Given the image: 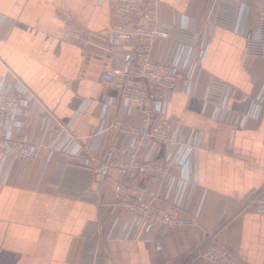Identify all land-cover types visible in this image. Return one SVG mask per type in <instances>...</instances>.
<instances>
[{
  "label": "crops",
  "instance_id": "obj_1",
  "mask_svg": "<svg viewBox=\"0 0 264 264\" xmlns=\"http://www.w3.org/2000/svg\"><path fill=\"white\" fill-rule=\"evenodd\" d=\"M239 1L247 12L243 33L216 25L196 94L175 93L166 106L186 130L202 133L196 155L197 183L206 190L200 226L157 225L149 233L135 231L129 240L104 239L115 221L129 217L111 206L123 173L110 169L101 182L64 153L49 158L43 146L33 161L14 163L0 182V264H89L84 252L97 238L101 247L95 264H204L191 260V251L205 231L222 227L221 238L244 263L264 264V214L243 208L250 193L264 188V108L240 126L213 120L214 105L204 101L214 78L237 89L230 110L246 114L264 84V58L245 51L259 0ZM210 2L162 0L164 20L171 23L181 15L203 31ZM112 21L109 4L100 0H0V75L11 81L18 77L61 123L69 124L70 133L85 139L100 126L109 95L102 74L112 60L61 34L68 27L104 43ZM115 115L132 123L142 119L121 110ZM33 130L24 135L35 132L39 141V125ZM106 143L105 137L98 156Z\"/></svg>",
  "mask_w": 264,
  "mask_h": 264
},
{
  "label": "built area",
  "instance_id": "obj_2",
  "mask_svg": "<svg viewBox=\"0 0 264 264\" xmlns=\"http://www.w3.org/2000/svg\"><path fill=\"white\" fill-rule=\"evenodd\" d=\"M100 1L109 4L113 19L104 43L68 27L61 34L62 39L92 46L97 55L112 60L102 74L109 95L102 106L100 126L85 139L73 135L69 124L61 123L18 77L13 75L11 81L0 75V182H5L14 163L33 161L44 146L49 148V158L64 153L101 179L105 180L110 169L123 173L114 185L111 206L124 209L129 217L115 221L104 239L115 236L129 240L135 231L149 233L157 225L199 227L206 196L196 179L202 133L186 130L166 106L175 93L189 98L196 94L213 28L224 25L243 33L245 6L239 0H211L206 26L198 31L183 22L181 15L166 22L162 0ZM245 51L264 58V0H259L257 23L246 40ZM237 92L229 83L210 79L204 101L214 105L213 120L244 126L248 119L259 117L264 108V84L246 114L230 110L229 103ZM116 110L140 114L142 119L138 123L125 121L115 115ZM36 125L40 128L39 141L35 132L24 135L35 131ZM105 137V150L98 156ZM243 208L263 215L264 188L250 193ZM222 228L205 231L190 259L204 264H246L225 244ZM100 247L101 239L97 238L94 247L84 252L89 264L96 263Z\"/></svg>",
  "mask_w": 264,
  "mask_h": 264
},
{
  "label": "water",
  "instance_id": "obj_3",
  "mask_svg": "<svg viewBox=\"0 0 264 264\" xmlns=\"http://www.w3.org/2000/svg\"><path fill=\"white\" fill-rule=\"evenodd\" d=\"M159 106H160V103H158V108H159ZM98 176H99V178H101V176H100V175H98ZM102 181H104V179H103V178L101 179V182H102Z\"/></svg>",
  "mask_w": 264,
  "mask_h": 264
},
{
  "label": "rangeland",
  "instance_id": "obj_4",
  "mask_svg": "<svg viewBox=\"0 0 264 264\" xmlns=\"http://www.w3.org/2000/svg\"><path fill=\"white\" fill-rule=\"evenodd\" d=\"M245 22H246V18H245ZM7 78V77H6ZM8 79V78H7Z\"/></svg>",
  "mask_w": 264,
  "mask_h": 264
}]
</instances>
